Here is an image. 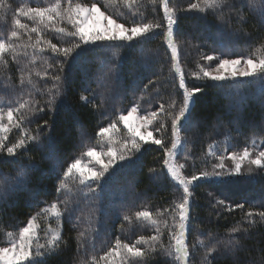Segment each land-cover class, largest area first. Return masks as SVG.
Masks as SVG:
<instances>
[{"label": "trees", "instance_id": "trees-1", "mask_svg": "<svg viewBox=\"0 0 264 264\" xmlns=\"http://www.w3.org/2000/svg\"><path fill=\"white\" fill-rule=\"evenodd\" d=\"M53 2L55 0H7L13 9L21 6L47 7ZM67 2L62 0L64 4ZM72 2L89 5L95 2L126 26L142 18L166 25L163 8L159 3L155 6L149 4L148 0H141L139 6L144 17L133 16L123 4L112 5L108 0ZM196 2L170 0V6L180 9L176 13L177 23L174 26L179 66L185 73L186 85L202 89L196 94L192 105L191 120L194 126L181 131L185 144L176 157L179 162H186L187 167L183 170L186 176L199 175L202 170L211 171V164L216 159L208 155L209 145L215 144L219 154L225 149L229 152L242 151L245 146L251 148L253 139L257 145L264 139V105L256 80L243 78L245 83L240 86V96H235L230 94L234 90V86L230 87L231 82H221V87H216L217 82L196 79L192 75L199 71L198 64L209 63L201 58L205 54L224 53L228 58L247 57L254 48L264 43V24L260 23L258 14L253 13L246 3L242 4V0H229L230 8L223 9V21L226 22L218 19L220 12L188 11V5ZM12 15V12L7 17L0 14L2 38L7 37L12 27ZM241 16L243 22H240ZM17 18L28 24L29 29L34 26L27 17ZM55 26L70 27L60 21ZM55 26L42 27V47L47 48L44 40H51L58 46H68L69 38L58 35L54 31ZM20 33V39L16 40L21 46L18 59L13 61L11 54H5L7 67L0 65V101L14 108L21 102L29 101V108L33 111L23 128L36 134L38 126L43 127L40 135L45 146L29 144L27 152H21L15 158L8 157L6 152L0 154V182L7 180L14 184L13 178L20 165H35L28 169L27 180L19 185L14 184L5 199L0 201V246L7 244V232L17 234L19 227L26 225L30 217L53 202H58L61 209L67 207L70 212L65 213L59 224L55 218L40 219V240L44 239L46 228L56 225L62 236L59 248L46 256L43 264H81L82 259H90L93 255L99 260L113 246L117 237L134 243L140 236L154 235L155 227L149 221L137 220L135 212L147 210L155 216L157 212L174 206L173 202L183 194L168 176L163 165L164 149L157 145H144L142 153L137 154L138 158H133L134 163L130 167L118 169L102 192L91 194L87 188L81 191L78 183L72 180H68L70 190L57 193L56 188L67 164L75 158H81L87 147L95 145V150H105V143L101 146L96 137L100 127H107L114 120L117 121L119 131L113 135V146L119 149L123 138L128 136L118 122L120 114H126L131 107L139 106L138 114L144 115L159 109L161 103L167 107L173 100L177 104L182 101L183 90L179 88V77L172 67L171 50L164 41V28L156 30V34L143 43L114 48L106 53L99 52L98 55L108 61L103 71L109 75L104 81L99 79L100 63L91 53L87 57L90 63L80 68L65 63L62 73L56 61L64 58L50 50L36 52L33 63L34 50L31 45L37 36L31 33L30 40L25 30H20ZM45 72L48 75H37ZM53 74H60L66 79L62 81V94L57 97L53 110L49 111L46 107L49 98L47 90L52 87ZM21 75L25 80L23 85ZM29 79L31 84L28 83ZM85 88L88 91H84ZM81 95L89 96L92 102L83 103ZM34 102H39L44 111H36ZM110 103L112 106L108 107ZM21 112L27 114L28 109H21ZM44 121H48L46 126ZM161 121H166V129L153 131L154 138L163 137L164 143L170 146L171 120L161 117ZM20 134L19 129H13L8 133L5 144L11 146ZM226 135L229 137L227 141ZM49 139L51 150L47 146ZM186 155L188 158L185 161ZM83 159L86 161L87 157ZM225 162L231 164L230 161ZM150 169H156V174L150 173ZM191 191L192 219L186 234L189 264H203L205 249L191 247L198 234L205 241L234 237L240 242L234 254L223 251L213 253L209 258L210 264H264V222L258 216L253 217L256 223L249 226L245 219L248 211H264V169H255L251 174L238 177H225L224 182L220 183L200 179L193 183ZM85 193H88L87 197ZM217 200H224L225 203L217 205ZM237 204H244V208L235 207ZM126 215L131 217L130 222L124 219ZM168 223L172 224L170 218ZM238 225L248 228L247 233H231L230 230ZM80 232H84L85 236L78 241ZM162 239L168 242L167 230ZM146 264H172V261L158 252L149 256Z\"/></svg>", "mask_w": 264, "mask_h": 264}, {"label": "snow or ice", "instance_id": "snow-or-ice-1", "mask_svg": "<svg viewBox=\"0 0 264 264\" xmlns=\"http://www.w3.org/2000/svg\"><path fill=\"white\" fill-rule=\"evenodd\" d=\"M109 4H123L124 7L132 12L133 16L139 15L144 17V13L139 10L141 0H108ZM148 3L155 6L157 3L163 8L164 20L166 25L156 21H139L133 20L131 26H126L125 23L118 22L113 15H106L101 11L95 2L90 5L84 2L73 3L68 0L67 4L62 3V0H55L47 7H32L21 6L15 9L7 0H0V14L7 17L9 12H12V27L6 38L0 37V65L7 67L8 61L5 60V54H11L13 61L18 59L20 45L16 40L20 39V30H25L29 34L35 33L37 39L33 48V63H35V53H43L50 50L57 56H62L63 60H57L59 72H63L65 63H70L71 66L80 68L84 64L90 63L88 54H92L100 63L99 79L104 81L108 78L109 73L103 71L107 64V59L104 56L98 55L99 52H108L114 48L131 47L134 44L143 43L147 39L156 34V30L164 28V41L171 50L172 67L174 72L179 77V88L183 90L182 101L177 104L173 100L167 107L161 103L157 111H151L144 115H137L139 106L131 107L127 110V115L120 114L118 122L122 123L127 130L128 136L123 138V143L119 149L112 146L113 135L119 131L117 121H113L107 127H100L96 133L98 143L103 146L105 141L108 143L107 151L97 152L95 145L89 146L81 154V158H75L71 163L67 164L63 171V178L58 180L56 188L57 193L63 190H70L68 180L78 183L80 190L88 189V193L96 194L102 192L106 183L113 178L118 169L130 167L134 163V157L142 153L144 145H157L164 149L163 165L167 169V174L171 180L182 188V196L179 200L173 202L174 206L164 209L163 212H157L155 216L151 211H136L135 217L137 220L149 221L155 227V234L145 237L140 236L134 243H128L117 237L112 247L99 257L91 256L90 259H82L81 264H146L147 258L153 254L161 253L171 258L172 264H189V245L186 243V233L188 231V223L192 219L190 213L192 208V191L191 186L194 182L204 180H215L217 183L224 182L225 177H238L245 174H251L255 169H264V139L257 145L255 139L251 142V148L245 146L242 151H227L217 153L214 149L215 144L209 145L208 155L214 156L215 163L211 164V171L202 170L199 175L193 174L186 176L183 170L187 167L186 162H179L176 157L179 155V149L184 146L185 140L181 137V131L188 126H194L191 120L192 105L196 94L200 93V87H188L185 81V73L179 66V51L178 45L174 39L175 25L177 23L176 13L180 11L174 6H170V0H148ZM246 3L249 9L258 14L260 23L264 24V0H242V4ZM230 8L229 0H197L196 3L188 5V11L196 10L199 12L213 13L220 12L221 16L218 19L223 21V9ZM239 15V13H237ZM17 17H27L33 21L34 26L29 29L28 24L22 23ZM243 16L240 17V22H243ZM63 22L70 27L55 26L56 22ZM54 27V31L61 36L69 38L68 46H58L52 43L51 40H44L43 43L47 48L41 46L43 36V28ZM125 42V43H113ZM26 47V46H25ZM117 55V53H113ZM70 58V59H69ZM203 60L208 61L207 65H197L199 71L193 72L196 79L210 80L216 83V87H221V82H231L230 87L234 86V90L230 94L240 96V86L245 81L243 78H252L259 84V92L264 105V43L259 48H254L247 57L228 58L224 53L220 55H203ZM45 63H48L45 61ZM214 64V67H213ZM49 67H52L49 64ZM37 75H48L47 72ZM52 87L48 89V100L46 107L52 111L58 96L62 94V81L66 79L60 74H53ZM249 83L251 80L248 81ZM25 83L24 76L21 75V85ZM31 84V79L28 80ZM149 83H152L150 81ZM147 88V85H145ZM84 91H88L87 88ZM94 98V93L92 94ZM80 100L85 103H91L89 96L81 95ZM96 107L95 104L92 105ZM36 111L43 112L44 107L39 105V102H34ZM21 109H28V113L21 112ZM178 109V110H177ZM33 111L29 108V101L19 103L17 108L12 106H3L0 101V154L6 152L8 157L15 158L21 152H27L29 144H35L37 147H44V141L40 135L43 132V127L38 126L39 131L32 134L23 128L24 122L28 115ZM161 117L170 118L171 120V144L170 146L164 143V138H154L153 131L160 132L166 129V121L162 122ZM48 121H44L46 126ZM159 125L156 127V125ZM13 129H19L21 134L11 146H7L5 141L8 140V133ZM152 129V130H150ZM229 137L226 135V141ZM51 150L52 144L49 139L47 145ZM260 149V150H257ZM51 151L49 152V158ZM83 157L88 158L86 163ZM103 157L107 158L104 162ZM185 156V161L187 160ZM230 161L231 164H226L225 161ZM123 162V163H121ZM97 165L99 167H97ZM254 166V167H253ZM35 165H20L14 179V184L19 185L27 180V171L34 168ZM150 173L156 174V169H150ZM162 175V174H161ZM13 183L7 180L0 182V201L5 199L8 191L14 187ZM95 185V187L93 186ZM88 193H85L87 197ZM209 195H212L209 193ZM63 203L67 204V201ZM224 200H217V205H223ZM231 209V206H229ZM237 208H244V204L235 205ZM70 210L65 207L61 209L58 202H53L47 207L41 208L34 216L27 220L26 225L19 227L18 235L13 232H7L6 243L8 246H0V264H43L44 258L53 254L60 246L62 239L61 233L51 227L44 230V243L40 242L41 218H55L60 220L65 213ZM168 214L167 218L165 214ZM259 217L261 222H264V211H248L245 213V219L249 226L255 225L256 221L253 217ZM178 217V220H177ZM168 218L172 220L169 225ZM126 221H131V217L126 215ZM167 230L168 242L163 241V236ZM231 233L245 232L248 228H242L239 225L233 227ZM85 233L78 234V241L84 237ZM141 245L145 247H141ZM205 249L203 264H210V257L213 253L223 251L225 253L234 254L240 247L239 240L234 237L228 239L205 241L200 239V234L197 235L191 247ZM80 245L78 244V249Z\"/></svg>", "mask_w": 264, "mask_h": 264}, {"label": "rangeland", "instance_id": "rangeland-1", "mask_svg": "<svg viewBox=\"0 0 264 264\" xmlns=\"http://www.w3.org/2000/svg\"><path fill=\"white\" fill-rule=\"evenodd\" d=\"M97 7H98V6H97ZM100 9H101V8H100ZM101 11H104L106 15H109L105 10H102V9H101ZM55 25H56V24H55ZM213 67H214V66H213ZM2 104H3V106H5V107L8 106V105L5 104L4 101H2ZM9 106H10V105H9ZM111 106H112V104L110 103V104L108 105V107H111ZM157 110H158V109H157ZM157 110H156V111H157ZM124 115H127V113L124 114ZM137 115H139V114L137 113ZM119 124H120L122 127H124L122 123H119ZM124 129H125V128H124ZM125 130H126V129H125ZM126 131H127V130H126ZM153 137H154V133H153ZM108 146H109V145H108V143H107V141H106V142H105V150H103V151L106 152L107 149H108ZM112 146H113V144H112ZM182 148H183V147H181V148L179 149V151H180ZM96 150H97V152L101 151L100 149H96ZM214 150L217 152V151L219 150V148L216 146ZM257 150H258V149H257ZM102 159H104V162H107V158H106V157H103ZM85 162H86V163L88 162V158L86 159ZM97 167H99V166L97 165ZM166 171H167V169H166ZM169 177H170V176H169ZM153 178H154V177H153ZM157 178H158V177H157ZM157 178H156V179H157ZM156 179H155V180H156ZM69 180H71V179H69ZM180 189L182 190V188H180ZM48 205H49V204H48ZM48 205H46V206H44V207H47ZM108 205H109V204H108ZM44 207H43V208H44ZM177 220H178V219H177ZM56 223L59 224V221H56ZM48 228H49V227H48ZM46 229H47V228H46ZM53 229H56V230H58V231L60 232L59 226H57V225H56L55 227H53ZM186 234H187V233H186ZM16 235H18V233H17ZM40 242H41V243H44L45 240L42 239V240H40ZM3 246H8V244L3 245Z\"/></svg>", "mask_w": 264, "mask_h": 264}]
</instances>
